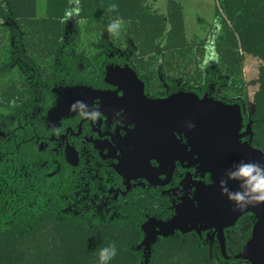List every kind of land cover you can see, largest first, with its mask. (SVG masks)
<instances>
[{
	"label": "trees",
	"instance_id": "1",
	"mask_svg": "<svg viewBox=\"0 0 264 264\" xmlns=\"http://www.w3.org/2000/svg\"><path fill=\"white\" fill-rule=\"evenodd\" d=\"M154 1L43 0L39 15L38 0H0V264H99V250L111 244L117 255L109 264H250L235 257L250 236V213L225 231L226 258L208 231L159 236L145 260L140 225L146 214L159 213L152 199L135 198L116 215L76 199L69 209L63 188L45 177L44 165L21 142L26 133L19 123L42 116L52 88L96 80L107 64H127L149 85L207 92L243 111L242 68L250 55L258 72L248 82L256 88L242 130L250 124L244 138L264 153V0H216L214 59L203 69L206 43L186 40L181 2L167 0L161 12ZM113 4L118 9L108 12ZM114 20L121 22L118 36L107 31ZM162 211L161 217L169 214Z\"/></svg>",
	"mask_w": 264,
	"mask_h": 264
},
{
	"label": "flooded vegetation",
	"instance_id": "2",
	"mask_svg": "<svg viewBox=\"0 0 264 264\" xmlns=\"http://www.w3.org/2000/svg\"><path fill=\"white\" fill-rule=\"evenodd\" d=\"M110 66L129 67L136 79L142 82V87L137 81L125 86L120 77L109 72L107 68ZM72 89L76 90L69 93ZM177 91L183 90L172 91L164 85H149L144 76L127 64H107L103 75L96 80L84 79L52 88L53 100L42 116L37 118L32 113L31 117L19 123L17 129L26 133L21 142H27L44 165L45 177L63 188L69 209L70 199H76L78 203L96 206L98 211L116 215L121 205L146 197L153 200L159 213L164 207L168 209L169 214L163 217L159 213L153 216L146 214L141 227L150 217L159 220L171 218L182 199L193 200V204L198 205L196 193L211 183V175L199 170L194 163L196 155L184 159L175 145L164 146L161 161L150 157L147 143L155 138V133L152 125L139 121L137 117L141 96L164 98ZM65 92L69 95L67 98ZM203 96L212 98L207 92L199 97ZM65 99H70L69 103L80 101L83 104H77L75 111H70L68 107L57 111L58 105ZM1 135L5 134L1 132ZM174 137L180 145H186L187 152L190 151L184 132L174 131ZM244 137L241 138L248 140ZM176 156L183 158L179 160ZM170 157L174 162L172 170L165 162ZM147 165L148 168H145ZM116 168L121 169L123 174ZM169 170L171 173L167 176ZM208 231L214 232L213 229L200 234L194 230L189 232L201 235ZM175 233L181 232L177 230ZM144 236L143 231L141 241ZM141 248L146 254L148 250L144 251V246Z\"/></svg>",
	"mask_w": 264,
	"mask_h": 264
},
{
	"label": "water",
	"instance_id": "3",
	"mask_svg": "<svg viewBox=\"0 0 264 264\" xmlns=\"http://www.w3.org/2000/svg\"><path fill=\"white\" fill-rule=\"evenodd\" d=\"M107 69L120 77L125 86L137 81L142 87V82L136 79L129 67L110 66ZM73 90L76 89L69 90V93ZM65 96H69L67 92ZM69 100H63L56 110L62 111L75 104L74 101L69 103ZM140 104L137 110L139 121L154 127L155 138L147 143L150 157L161 161L160 154L164 146L175 145L184 159L196 155L194 163L197 168L211 175V183L199 189L195 195L198 205L193 204V200L182 199L168 220L150 217L142 224L145 236L138 247L144 246V251L148 250L145 260L149 255L150 244L155 242L157 236L166 237L177 230L181 233L194 230L200 234L210 229L214 230L220 252L226 258L224 230L232 227L242 215L250 213L254 217L250 236L235 257L250 264H264V204L249 206L244 211H234L235 205L221 194V178L241 161L264 166V153L252 146L250 138H241L243 116L239 104L225 103L207 96L199 97L190 91H177L156 99L142 95ZM189 123L195 127L188 128ZM174 131L185 133L187 146L191 148L189 152L186 151V145H180L175 140ZM176 157L179 160L183 158ZM165 162L172 170L173 157L167 158ZM116 170L123 174L121 169ZM229 187L235 190L237 182H229Z\"/></svg>",
	"mask_w": 264,
	"mask_h": 264
},
{
	"label": "rangeland",
	"instance_id": "4",
	"mask_svg": "<svg viewBox=\"0 0 264 264\" xmlns=\"http://www.w3.org/2000/svg\"><path fill=\"white\" fill-rule=\"evenodd\" d=\"M183 7V20L185 29L186 40H191L194 36L204 39L206 46L204 48V53L201 57L200 67L203 69L207 63L214 59V51L212 48V40L214 34L217 32L216 24L214 23L213 11L215 7L216 0H179ZM167 0H155L154 5L161 12L166 9ZM37 13L39 15L44 13L43 0H38ZM1 22V20H0ZM203 66V67H202ZM258 72V61L256 58L245 55L243 60V80L246 83V103H244V110L247 108L251 110L252 108V93L256 86L249 84L251 79H254ZM243 110V111H244ZM250 133V124L248 123L244 130L240 132V135ZM209 241L212 242L215 238V232L208 235Z\"/></svg>",
	"mask_w": 264,
	"mask_h": 264
},
{
	"label": "clouds",
	"instance_id": "5",
	"mask_svg": "<svg viewBox=\"0 0 264 264\" xmlns=\"http://www.w3.org/2000/svg\"><path fill=\"white\" fill-rule=\"evenodd\" d=\"M118 9V5H111L108 12H114ZM121 22L112 21L107 31L110 35L118 36L120 32ZM12 106L16 105V101L10 102ZM82 105L83 102L77 101L71 105L69 110L75 111L76 105ZM86 107V106H85ZM195 127L189 123L188 128ZM237 182V188L233 190L229 187V182ZM221 194L235 205L234 211H244L249 206L256 207L264 204V166L258 163H250L241 161L232 169L228 170L225 177L220 181ZM117 255L115 244H111L99 250V264H109V262Z\"/></svg>",
	"mask_w": 264,
	"mask_h": 264
}]
</instances>
